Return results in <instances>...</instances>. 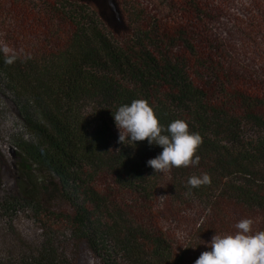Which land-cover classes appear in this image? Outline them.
<instances>
[{
	"label": "trees",
	"instance_id": "1",
	"mask_svg": "<svg viewBox=\"0 0 264 264\" xmlns=\"http://www.w3.org/2000/svg\"><path fill=\"white\" fill-rule=\"evenodd\" d=\"M0 45V264H194L264 231V0H0ZM135 99L189 122L199 164L118 142Z\"/></svg>",
	"mask_w": 264,
	"mask_h": 264
},
{
	"label": "clouds",
	"instance_id": "2",
	"mask_svg": "<svg viewBox=\"0 0 264 264\" xmlns=\"http://www.w3.org/2000/svg\"><path fill=\"white\" fill-rule=\"evenodd\" d=\"M0 55L6 65H11L19 59L20 53L7 45H0ZM113 116L119 130V143L136 147L138 141L147 140L150 146L162 147L156 157L147 161L155 173L199 164L200 157L196 153L202 137L198 132L190 131L188 121L176 119L163 126L145 99H135L120 106ZM210 183L207 173L192 175L187 180L189 189ZM253 223L252 219L244 218L235 224L234 232H215L206 242L210 250L202 252L194 264H264V231H253Z\"/></svg>",
	"mask_w": 264,
	"mask_h": 264
},
{
	"label": "rangeland",
	"instance_id": "3",
	"mask_svg": "<svg viewBox=\"0 0 264 264\" xmlns=\"http://www.w3.org/2000/svg\"><path fill=\"white\" fill-rule=\"evenodd\" d=\"M4 148L6 149V154L9 157H15L17 150H16V148L14 146H10L8 144H5Z\"/></svg>",
	"mask_w": 264,
	"mask_h": 264
}]
</instances>
